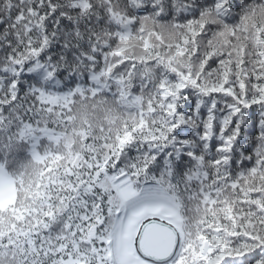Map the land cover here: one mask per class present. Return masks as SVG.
I'll list each match as a JSON object with an SVG mask.
<instances>
[{
	"label": "trees",
	"instance_id": "1",
	"mask_svg": "<svg viewBox=\"0 0 264 264\" xmlns=\"http://www.w3.org/2000/svg\"><path fill=\"white\" fill-rule=\"evenodd\" d=\"M0 162V264H123L120 212L155 207L174 264H264V0H0Z\"/></svg>",
	"mask_w": 264,
	"mask_h": 264
},
{
	"label": "rangeland",
	"instance_id": "2",
	"mask_svg": "<svg viewBox=\"0 0 264 264\" xmlns=\"http://www.w3.org/2000/svg\"><path fill=\"white\" fill-rule=\"evenodd\" d=\"M77 91H79V89L76 91H58L57 89L51 88L49 90H41L40 94L43 102L45 103L50 105H63L72 101L73 95ZM23 137L30 142L31 154L38 160L41 159V155L39 154L37 147L42 138H49L54 141H59L60 139V135L52 130L43 129L38 131L34 128L27 130ZM125 187L127 186L125 185ZM15 198V180L8 173L5 166L0 162V210L12 207L15 203ZM135 215L136 213L131 210L127 213L121 235L118 233V237L112 239L114 254L122 260L123 264H151L149 261L141 257L139 252L137 242L139 228L144 224V222L155 219L175 224L177 217L172 209H165L161 207H155L154 209L149 208L148 210L145 209L141 214L134 218ZM172 227L175 228L174 226Z\"/></svg>",
	"mask_w": 264,
	"mask_h": 264
},
{
	"label": "water",
	"instance_id": "3",
	"mask_svg": "<svg viewBox=\"0 0 264 264\" xmlns=\"http://www.w3.org/2000/svg\"><path fill=\"white\" fill-rule=\"evenodd\" d=\"M122 177L117 180L120 181ZM122 196L125 201L129 198L125 189H122ZM166 229L158 226H152L146 229L145 236L142 237V256L151 264H172L178 255L181 247L182 239L179 241V246L176 253L171 252L172 236L165 232Z\"/></svg>",
	"mask_w": 264,
	"mask_h": 264
},
{
	"label": "bare ground",
	"instance_id": "4",
	"mask_svg": "<svg viewBox=\"0 0 264 264\" xmlns=\"http://www.w3.org/2000/svg\"><path fill=\"white\" fill-rule=\"evenodd\" d=\"M172 222L168 223L166 221H161V220H158V219H155V220H151V221H146L144 222V224L139 228L138 230V237H137V242H138V249H139V252L142 256V237L145 236V231L146 229H149L150 227L152 226H158L159 228L162 227L165 230V232L169 235L172 236V247H171V250H170V253L171 252H174L176 253L177 249H178V246H179V241L181 240V236L180 234L177 232V230L175 228H173Z\"/></svg>",
	"mask_w": 264,
	"mask_h": 264
}]
</instances>
